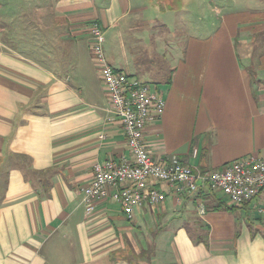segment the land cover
I'll use <instances>...</instances> for the list:
<instances>
[{
	"label": "crops",
	"instance_id": "obj_1",
	"mask_svg": "<svg viewBox=\"0 0 264 264\" xmlns=\"http://www.w3.org/2000/svg\"><path fill=\"white\" fill-rule=\"evenodd\" d=\"M42 3L0 0V264H264V215L217 209L230 205L210 189L157 183L165 202L133 221L111 198L82 202L95 163L131 158L92 25L108 64L166 101L150 156L199 175L264 158V0Z\"/></svg>",
	"mask_w": 264,
	"mask_h": 264
},
{
	"label": "built area",
	"instance_id": "obj_2",
	"mask_svg": "<svg viewBox=\"0 0 264 264\" xmlns=\"http://www.w3.org/2000/svg\"><path fill=\"white\" fill-rule=\"evenodd\" d=\"M91 50L97 70L109 97V112L119 119L131 158L122 163L108 160L93 166L92 182L83 190L86 212L92 214L98 201L111 198L119 203L127 219L135 220L145 205L159 206L166 195L155 184L165 183L179 194H197L210 189L221 194L236 208L252 205L264 215V158L248 156L223 170L195 174L177 156L154 160L146 147L144 132L162 118L166 101L149 85L108 64L103 32L97 24L90 28Z\"/></svg>",
	"mask_w": 264,
	"mask_h": 264
},
{
	"label": "rangeland",
	"instance_id": "obj_3",
	"mask_svg": "<svg viewBox=\"0 0 264 264\" xmlns=\"http://www.w3.org/2000/svg\"><path fill=\"white\" fill-rule=\"evenodd\" d=\"M32 2V0H30V3ZM43 5H48V0H43ZM26 18H27V21L30 19V17L32 16H37V13H34V11L31 10L30 13H27L25 14ZM46 20L48 21V16L46 15ZM93 58H94V55H93ZM95 59V58H94ZM96 62V61H95ZM256 85H253V91L254 93H256ZM221 195V194H220ZM162 264H174L173 261L171 260H168V259H164V261L160 262Z\"/></svg>",
	"mask_w": 264,
	"mask_h": 264
},
{
	"label": "trees",
	"instance_id": "obj_4",
	"mask_svg": "<svg viewBox=\"0 0 264 264\" xmlns=\"http://www.w3.org/2000/svg\"><path fill=\"white\" fill-rule=\"evenodd\" d=\"M217 209H228V210H234V209H236V207H230V206H226L225 207V203H221V206L219 207V208H217ZM142 255H141V257L140 258H142L143 256H145V255H148V253H147V251H144V252H142L141 253Z\"/></svg>",
	"mask_w": 264,
	"mask_h": 264
}]
</instances>
